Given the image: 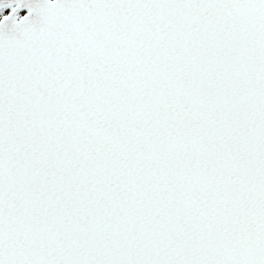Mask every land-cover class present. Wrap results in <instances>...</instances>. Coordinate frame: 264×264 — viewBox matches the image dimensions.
Instances as JSON below:
<instances>
[{"label": "snow or ice", "instance_id": "1", "mask_svg": "<svg viewBox=\"0 0 264 264\" xmlns=\"http://www.w3.org/2000/svg\"><path fill=\"white\" fill-rule=\"evenodd\" d=\"M0 264H264V0H0Z\"/></svg>", "mask_w": 264, "mask_h": 264}]
</instances>
